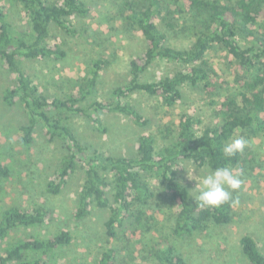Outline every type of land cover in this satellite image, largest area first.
Instances as JSON below:
<instances>
[{"label": "trees", "instance_id": "obj_1", "mask_svg": "<svg viewBox=\"0 0 264 264\" xmlns=\"http://www.w3.org/2000/svg\"><path fill=\"white\" fill-rule=\"evenodd\" d=\"M10 1L27 17L25 26L19 28L10 19L8 8L0 6V62L15 80L14 86L5 89L3 99L10 105L20 104L28 114L18 142L30 149L40 127L47 142L58 139L65 147L59 165L46 180V190L55 196L62 194L70 179L82 170L83 183L72 212L77 221L92 216L96 209L108 210L105 227L110 243L119 238V231L129 233L134 226L136 233L145 218L148 224L155 219V224L142 230L144 237L148 232L159 233L142 247L146 252L143 260L188 264L178 245L180 239L208 236L213 227L230 224L235 203L199 207L189 186L180 179L183 163L192 161L211 170L225 166L244 170L245 150L227 158L223 147L243 133L250 140L259 137L264 129V0H121L124 26L142 33L146 49L131 59L128 82L115 87L105 101L96 98L105 65L101 59L94 61L78 81V88L65 98L44 94L25 65L27 60L66 58L68 50L50 41L52 25L71 35L84 33L74 19H87L90 5L85 0ZM212 52L232 56V63L240 69L234 91L222 93L217 81L220 74L211 63ZM158 61L179 64L180 68L158 80L144 79ZM186 86L198 87L214 97L211 120L205 122L195 113L183 111L178 122L165 124L156 133L142 134L137 151L131 155L104 153L81 139L72 123L79 115L102 125L100 114L113 112L144 128L151 118L131 101L133 95L145 93L158 100L162 109L170 110L182 100ZM11 176L12 166L0 162V180ZM155 180L161 181L169 195L173 215L167 232L158 225L163 222L157 212L146 217L147 211L155 209ZM233 198L237 200L234 194ZM51 219V210L39 203L28 209L12 205L2 210L0 243L14 228L39 231L0 249V264H63L56 261L57 252L70 245L74 235L67 229L51 231ZM44 228L49 231L43 233ZM240 245L249 264H264V252L252 235H243ZM118 251L115 246H104L98 264H120ZM129 258L126 264H144L137 255Z\"/></svg>", "mask_w": 264, "mask_h": 264}, {"label": "rangeland", "instance_id": "obj_2", "mask_svg": "<svg viewBox=\"0 0 264 264\" xmlns=\"http://www.w3.org/2000/svg\"><path fill=\"white\" fill-rule=\"evenodd\" d=\"M85 1L92 8L91 15L84 21L74 19V23L85 30L84 33L75 36L56 25L51 28L50 41L62 44L68 50V56L62 60H27L25 65L44 94L65 98L78 88V81L88 73L94 61L101 59L105 65L100 71L96 98L105 101L111 97L115 87L128 82L130 61L145 51L146 43L140 31L124 26L121 0ZM0 6L8 8L10 19L19 28L25 26L27 17L19 5L10 0H0ZM210 58L220 74L217 81L223 87L222 93L226 89L234 91L238 86L236 79L240 69L232 63L233 57L225 52H212ZM179 68V64L158 61L150 66L144 79L158 80ZM14 82L12 74L0 62V162L12 166L11 178L0 180V214L12 205L28 209L39 203L50 209V230L67 229L74 235L72 243L57 252L56 261L63 264H98L100 252L106 245L118 248L120 264L130 261L131 254L137 255L138 261L144 264H157L152 259L144 261L146 252L141 251L146 242H152L159 236L154 231L142 236L143 227L155 224V219L148 224L145 218L136 233L134 226L130 227L129 233L119 231V238L108 243L105 227L110 216L108 210L96 209L92 216L82 221L73 217L77 192L84 178L82 170L70 179L62 194L55 196L46 190V180L52 177L59 165L65 147L58 139L47 142L40 127L34 132L35 140L30 149H25L18 142L22 134L20 127L28 123V114L20 104L10 105L3 99L5 89L14 86ZM213 99L198 87L186 86L182 100L168 110L162 109L159 101L147 94L136 93L131 101L151 118L147 127L137 126L127 117L113 112L100 114L102 125L79 115L73 117L72 123L81 139L95 144L104 153L131 155L137 151L138 138L142 134L156 133L159 127L178 122L183 111L193 112L205 122L210 121L215 109L210 104ZM241 135L250 144L245 148V169H233L242 173L243 181L241 188L233 192L238 200L234 205L233 221L222 227H213L208 236L180 239L178 245L188 264H249L241 253L240 239L245 234L252 235L264 252V129L259 137L251 140L245 133L238 136ZM183 164L180 179L189 186L194 196L197 181L188 178L187 170L197 177L212 170L199 168L192 161ZM154 184L158 194L153 204L155 209L147 211L146 217L157 212L155 215L163 222L158 225L164 226L163 231L167 232L173 215L168 207V191L160 180H155ZM37 231L35 228H14L0 243V249L18 239H28ZM48 231L45 228L42 230L43 233ZM124 243L129 247H124Z\"/></svg>", "mask_w": 264, "mask_h": 264}, {"label": "clouds", "instance_id": "obj_3", "mask_svg": "<svg viewBox=\"0 0 264 264\" xmlns=\"http://www.w3.org/2000/svg\"><path fill=\"white\" fill-rule=\"evenodd\" d=\"M250 144L244 136H236L231 142L223 147V155L227 158L242 153ZM186 169V168H185ZM188 178L197 181L195 188L194 202L201 208H220L229 203H236L233 192L239 190L243 184L242 173H236L230 167H217L204 176L190 175Z\"/></svg>", "mask_w": 264, "mask_h": 264}]
</instances>
